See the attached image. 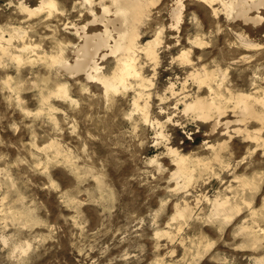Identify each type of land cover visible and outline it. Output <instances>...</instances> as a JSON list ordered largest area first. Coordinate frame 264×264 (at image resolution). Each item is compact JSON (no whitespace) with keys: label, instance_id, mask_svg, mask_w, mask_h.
<instances>
[{"label":"rangeland","instance_id":"rangeland-1","mask_svg":"<svg viewBox=\"0 0 264 264\" xmlns=\"http://www.w3.org/2000/svg\"><path fill=\"white\" fill-rule=\"evenodd\" d=\"M39 1L27 0V5L35 8ZM58 1L59 6L61 5V8L58 6V12L46 11L29 18L17 9L18 0H0V28L9 24L8 27L15 25L16 28H25L30 36L27 42L32 40L33 43L34 40V44L39 46V52L46 50L50 53L56 46V38L67 40L65 34L69 32L64 31L62 25L64 27L71 22L81 25L92 20L88 9L78 7L80 0ZM11 2L13 3L10 4ZM174 3L175 0H161L153 9L148 26L143 27L140 39L144 43L153 39L158 31H164L158 47V66L147 64L142 58L145 62L143 73L153 81L152 86L147 87V91L153 94L150 100L152 121L153 118L161 122L166 120V114L159 111L160 107H164L159 96L166 91L170 82L179 91L186 74H190L192 69L179 65L177 57L183 48H190L189 38L196 36L210 42L202 50L195 49L194 62L204 65L208 63L206 66L210 70L221 67L228 78L224 88H229L234 93L243 91L262 94L264 21L254 25L239 18H229L224 13L216 17L207 4L185 0L184 17L178 32L170 28V11ZM215 6L219 4L216 3ZM98 10L95 7V12L99 13ZM262 14L264 16V11ZM32 24H36L35 29ZM101 30L100 25L88 27L90 33ZM43 35L47 37L42 38ZM71 40L78 42L75 36ZM195 57L200 58L197 60ZM110 59L103 63L108 72L114 66ZM10 63L5 60L0 65V264H264V128L260 130L262 137L258 141L242 140L243 136L233 135L229 149L222 155V161L225 164L227 162V165L220 166L212 161L213 172L209 170L208 176L203 180L184 188L183 181L173 176L176 167L172 162L173 156L168 153V147L177 148L186 157L188 155L193 159L204 157L211 160L212 153L203 144L216 143L225 137L217 134L216 137L209 138L207 128L192 122V117L185 118L182 113L183 104H179L180 109L174 114L175 119L180 121L179 124H167L163 128L166 137L162 138L158 135L160 128L151 126L150 123L145 124L139 117L140 114L135 113L133 100L136 92L133 89L128 88L121 94L111 96L113 100L105 96L101 86L87 83L83 76H79L78 80L62 77V74L57 76L54 70L48 69L38 60L17 69V65L11 60ZM3 75L7 77L4 78ZM5 79L11 84L5 82ZM133 80L130 79L132 83L135 82ZM188 81L184 91L189 94L194 92L193 95H196L195 84L192 80ZM58 82L70 85V96L74 104L71 100L51 94L56 89L53 83ZM81 89H84L83 92ZM11 91L13 92L10 93ZM85 91L93 95L86 94ZM45 96L50 100L47 102L48 107L47 103L40 102ZM172 100L166 113L174 111ZM143 101L142 99L141 103ZM257 108L263 110L264 107ZM230 111L231 109L227 117L234 121L237 118ZM235 126L236 124L233 128ZM261 126L256 120H249L247 123L248 130L253 135ZM55 143L58 145L55 146ZM236 177H240V180ZM241 178L252 180L251 185L242 187ZM182 192H186L185 195ZM220 194L238 206V212L233 213L229 222L222 218H217V221L211 215L208 200H205H212L216 195L221 196ZM195 202L197 204L194 205ZM185 203L191 204L195 211L192 217L195 220H185L186 223L184 219H174L177 209ZM197 211L198 214H195ZM243 227L255 231V235L259 234L257 237L262 240L261 244L258 242L255 245L248 235L246 237ZM198 236L203 237V243Z\"/></svg>","mask_w":264,"mask_h":264},{"label":"bare ground","instance_id":"bare-ground-1","mask_svg":"<svg viewBox=\"0 0 264 264\" xmlns=\"http://www.w3.org/2000/svg\"><path fill=\"white\" fill-rule=\"evenodd\" d=\"M68 1L69 0H67V2ZM184 1L185 0H175L174 7L170 11V16H171L170 18L172 21V23L170 24V28L175 29L177 31L180 29V25H181V23L183 21V17H184V8H185ZM195 1L203 2L204 4H207V6L211 9L212 15H214L216 17H218L220 13H222V14L224 13V15H226L229 18H239L242 21H244L245 23H253L254 25L260 24L264 21V16L262 14L264 11V0H195ZM160 2H161V0H80L78 7L88 9L87 12H89V14L92 16V20L88 21V23L81 24V25H78V24L73 23V22L65 24L64 27L62 25V28H64V31L69 32V33L65 34V35H67V40L65 41L63 39H59V38L55 37L56 38V44H55L56 46H54V48H53L54 50H51L50 53H47L46 50L44 51L42 48L41 49L43 51L39 52V50L37 49V48H39V46L34 44L35 43L34 40H33V43L31 42L32 40L27 42V39H29L30 36L28 35V31L25 30V28H22V27L16 28L15 25H14V27H8V26H10V24L8 26H5V27L1 26L2 28H0V65H2L5 62V60H7L8 63H10V60H11L12 63L17 65V67L15 68V69H17L18 67L21 68V66L26 64V63L34 64L38 60V61L44 63V65L48 69L54 70L55 74L57 76L62 74V77L68 76L69 78H75L76 80H78L79 76H83L86 79L85 81H87V83H95V84L101 86L105 96L108 98L111 96H116L120 92L128 90V88L133 89L136 92V96H135V93L133 92L135 99L134 100L132 99L134 101L133 104H134V108H135L134 109L135 113L137 114V112H138L140 114L139 117L142 119V121L144 120L146 122L145 124L150 123L151 126L156 125L157 128H160V132L158 131L159 132L158 135L161 136L162 138L166 137V136H164L163 128L167 124H170V125L171 124H173V125L179 124L180 121L175 119V115H176V113H178L177 111L180 109L179 104H183V110L182 109L181 110H182V113L185 115V118L192 117V122L196 123L198 126L200 123L202 125V127L207 128L206 134L209 136V138L216 137L217 134L225 137L222 140L216 141V143L205 142L203 144V147H205L211 151V153H212V154H210L211 160H209L208 158L204 159V157L202 159L201 158L193 159L191 156L188 157V155L186 157V155H182L178 151L177 148L168 147V153H170L173 156V157L171 156L173 158L172 162H174L175 167H176L173 176L176 179H179L180 181L182 180L183 183L182 182L181 183L183 184V187L187 188V187L191 186L194 182L198 183L200 179L203 180V178L208 174L209 170L211 172H213V169H212L213 168V165H212L213 162L219 164L220 166L221 165H224V166L227 165V162H226L227 160L225 161L226 164L223 163L222 155L225 151H227L229 149V143L232 140L233 135H236L238 137L243 136V138L241 137L242 140L243 139L244 140H249V139L253 140L254 139L255 141H258L261 139L262 136H261L260 130H262L264 128V125H263L264 124V111H263L264 108H263V110H261L262 108L258 109L257 107L258 106L264 107V91L261 94L259 92V90H260L259 89L258 92L260 93V95H258V93L257 94L253 93V92L247 93V92H243V91L234 93V92H232L231 89L226 88V87L224 88L226 79H228V78H226V72H223L220 69L221 67H217V69L214 68L215 70H210L209 67H207L208 63L204 65V63L203 64L202 63H196L197 61H195V62L193 61V58H194L193 53H194L195 49H201L202 50L203 48H205V46H208L207 44L210 42V40H208L209 42L207 43L205 41V39H203L201 36H196L194 38H189V41L191 44L190 48H183V50L181 52H179L180 55L177 57V59L180 61L179 65H182V67L188 66L192 69V70L190 69L191 70L190 74H186L187 76H185L184 82L181 83L182 88L179 91H177L175 84L169 81L170 85L166 89V91L164 90V93L162 91V93H163L162 95H160V96L158 95L160 103L164 105V107H160L159 111H161V113L166 114V116H165L166 120L165 121L163 120L164 122H161V121L153 118L154 120L152 121V117H150V104H151L150 100H151V96L153 94L151 95V93L147 91V87L152 86L153 81H152V78H148L147 75H146L147 77H145V75L143 73V70L145 67L144 66L145 62L142 61V58H143V60L145 59L147 64L148 63L153 64V66L155 64V67H156V65L158 64L159 55H160L158 53V49H159L158 47L161 44V34H164L163 33L164 31L160 30L157 33L155 32L156 33L155 37L151 40H147V42L142 43L140 41V39L142 38L143 27L148 26L147 22L151 19L150 17H151L152 11L154 8H156L158 6V4ZM12 3L13 2H11L10 4H12ZM75 3H76V1H75ZM216 3H218L219 6H215ZM7 4H8V2H7ZM73 5H74V3H73ZM73 5H71V6H73ZM58 6H59L58 0H40L37 7L34 6L35 8H32V7L30 8L29 5H27V0H18L17 9L19 10L20 13L26 14L29 18H32V17L39 15V14L46 12V11H48L49 13H52L54 11L58 12L59 11L58 8L61 5L59 7ZM95 7L99 8V10H98L99 13L95 12ZM170 9H171V7H170ZM63 10L65 11V8H63ZM74 10H75V8H74ZM60 11H62V9ZM56 12H55V14H56ZM252 12H254V13L252 14ZM63 14L65 15V12ZM51 17H54V16H51ZM4 19H2V20H4ZM23 19H25V18H23ZM4 21H6V20H4ZM18 22H20V21H18ZM32 23H34V22H32ZM195 23H199V22H195ZM34 25L36 26V24H34ZM34 25H33V28H34ZM91 25H95V26L100 25L102 27V30L99 32L96 31V32L90 33L88 31V27ZM215 25H217V24H215ZM33 28L31 27V29H33ZM197 28H199V26ZM215 28H216V26H215ZM47 29H50V27ZM70 29H71V31H70ZM28 30L31 32L30 27ZM208 30H210V29H208ZM218 31H220V30H218ZM178 32H180V31H178ZM199 34L201 35L202 33L199 32ZM52 35H54V34H52ZM190 35H192V34H190ZM195 35H196V33H195ZM40 36H38V39ZM45 36L43 35L42 38ZM73 36H75L76 39L78 40L77 43H75L71 40V37H73ZM162 36H164V35H162ZM31 37H32V35H31ZM48 37H50V36L48 35ZM33 39H36V38H33ZM40 41L42 42V40H40ZM48 41H50V40H48ZM53 41H54V39H53ZM16 42H18L19 44H17ZM178 42H179V40H178ZM244 42H245V40H244ZM247 42L249 43V41H247ZM44 43H42V44H44ZM246 43H244V44L246 45ZM174 45H176V44H174ZM253 45H255V44H253ZM253 45H250V46L253 47ZM182 47H183V45H182ZM236 47H238V46H236ZM246 47H247V45H246ZM51 48H52V46H51ZM49 50H50V48H49ZM29 53L31 54L30 56H29ZM68 53H70V55H68ZM200 56L202 58L201 54H200ZM109 58H111L110 60H113V62H114L113 69L110 72L106 71V67H107L106 65L107 64L105 65L106 67L103 66V63L106 62ZM199 58L197 57L196 59L199 60ZM215 59H217V58H215ZM211 62H213V60ZM42 63H41V65L43 67L44 65ZM37 65H38V63H37ZM28 67H30V65ZM149 68H150V66H149ZM212 69H213V67H212ZM152 70H153V68H152ZM183 72H184V70H183ZM19 73H21V72H19ZM152 73H153V71H152ZM188 73H189V71H188ZM152 75L153 74H151L150 77H152ZM5 77H7V76H4V78ZM169 77H171V76H169ZM43 78L45 80H47V77L45 78L43 76ZM131 78H133L135 80V82H133L134 84L130 81ZM183 78H184V76H183ZM36 79H38V77ZM44 79H43V81H44ZM188 79L192 80L193 84H195L194 86L196 87V90H197V91H195L196 95H193L194 92H193V94H189V93H186V91H184L186 89V87L188 86V85H185V84H187V82H189ZM6 80L7 79H5V82L11 84L10 82H8ZM176 80H178V79H176ZM40 81H42V80H40ZM36 82H38V80ZM3 84H5V83L3 82ZM53 84H54V88L56 87V89L51 92V94L53 96H55L57 98H62V99L68 100V101L71 100L70 91H69L70 85L67 82H65V83L58 82L57 84L56 83H53ZM55 84H56V86H55ZM4 86L6 87V84ZM80 86H81V84H80ZM83 86L86 87V85H84V84H83ZM83 86H81V87H83ZM18 87H20V86H18ZM18 87H17V89H18ZM34 87H35V83H34ZM45 87H43V88H45ZM51 88L53 89V87H51ZM87 88H88V86H87ZM17 89H15V90H17ZM37 89H38V87H37ZM83 90L81 89V92H83ZM156 90H158V89H156ZM20 91H21V89L19 90V92ZM46 91L47 90H45V92ZM12 92L13 91H11L10 93H12ZM37 92H38V90H37ZM87 93L88 92H86V94ZM17 94H19V93H17ZM37 95H40V94H37ZM46 95H48V94L46 93ZM52 95H50L51 98H52ZM89 95H93V94H89ZM126 95H127V93H126ZM55 97H54V99H55ZM17 98L18 97H16V99ZM19 99H21V98H19ZM105 99L106 98H104L103 101H105ZM112 99L114 100V98H112ZM142 99L144 101L141 103ZM171 99H173L172 101H174V104H173V102L170 103L171 105L172 104L174 105V111L171 113H166L167 111H169V108H167V107H169V102ZM48 101H50L49 97L45 96L43 101H40V102L47 103ZM17 102H18V100H17ZM72 102L74 104V101H72ZM109 104H108V106H109ZM112 104L115 105L114 103H112ZM48 105L49 104L47 103V107H48ZM39 106H40V104H39ZM41 107H42V105H41ZM55 107H57V105ZM71 109H72V107H71ZM230 109H231L230 112L234 113L235 117L237 118L235 120L233 119L234 121H232V119L231 120L228 119V117H227ZM45 110H44V112H45ZM39 112H41V111H39ZM47 112H48V110H47ZM59 113H60V111H59ZM49 115L51 116V114H49ZM62 115H63V113H62ZM123 115H125V114H123ZM231 115H233V114H231ZM154 117H155V115H154ZM141 119H138V121H141ZM249 120H251V121L256 120V121L260 122L262 125L261 128L259 127L260 129L257 130L256 133L254 132L255 135L251 134L250 133L251 131L248 130L247 123ZM57 122H58V120H57ZM187 122H188V120H187ZM138 124H139V122H138ZM234 124H236V126L233 128ZM252 142H254V141H252ZM56 143L54 144L55 146L58 145ZM59 146H60V143H59ZM50 148H48V149L50 150ZM57 148H59V147H56V149ZM43 149H45V146L43 147ZM52 149L53 148H51V150ZM58 150H60V149H58ZM37 152H39V151H37ZM43 152H44V150H43ZM52 154H55V152ZM68 154H70V153H68ZM230 154L232 155V153H230ZM46 156H47V153H46ZM55 156L56 155H54V157ZM63 158H64V156H63ZM64 160H65V158H64ZM67 162H69V161H67ZM69 164L70 163H68V165ZM69 166L71 167V165H69ZM231 168H232V165H231ZM235 168H236V166H235ZM232 169H234V167ZM73 174H75V173H73ZM218 174H220V173H218ZM218 174H217V176H218ZM76 175H77V173H76ZM244 176L246 177V175H244ZM210 177H212V176H210ZM78 178H79V174H78ZM236 178L239 179L240 177H236ZM241 180H242V178H241ZM249 181H250V179H249ZM249 181H247L246 179H243L242 184H241V182H238V183H240L241 186L243 185V186L249 187L251 185L252 180L250 182ZM195 185H197V184H195ZM228 186H227V188H229ZM222 192H224V191H222ZM232 192H234V191L232 190ZM240 192H242V191H240ZM185 193H183V194L185 195ZM219 193H221V192H219ZM234 193L236 194V192H234ZM222 195L221 196L216 195V197L214 196L215 198L212 200L209 198L205 199V200H208L210 207H211V209H210L211 215L213 217H216V220H217V218L218 219L222 218L225 221L229 222L232 219V216H234V214H235L234 212L235 211L238 212V206L231 203V201L227 197H222ZM238 195H240V193ZM238 198L239 197H237V201H238ZM233 199H235V198H233ZM233 202H235V201H233ZM195 204H197V203L195 202L194 205ZM190 205L191 204L185 203L183 207L178 208L176 211V215L174 216V219L176 217H178L179 219H184V221L185 220L187 221L189 219L193 220L195 217L194 218H192V217H193V213L195 211ZM197 206L198 205H196V207ZM201 212H203V211H201ZM21 214H23V213H20V215ZM195 214H198V211ZM19 218H21V217H19ZM25 218H26V216H25ZM198 219L199 218H197V220ZM211 220H214V219L212 218ZM186 221H185V223H186ZM217 221L215 223H217ZM199 222H201V221H199ZM215 223H214V225H215ZM211 224H213V223H211ZM221 224H225V223H221ZM218 227H220V226H218ZM237 230H236V232H237ZM242 230H244V232L246 233V237L248 235L250 237V239H252L254 241L255 245L259 244L258 242L262 241V240H259V237H257L259 234L258 235H257V233H256V235L254 234L255 231H252V230H250L248 228H244V227ZM259 230H261V229H259ZM169 233L166 232V234H169ZM261 234H263V233H261ZM204 237H205V235H204ZM201 238L203 239V237H201ZM201 238H200V236H198V239L201 240ZM193 240H191V241L193 242ZM197 243H199V242H197ZM202 243H203V241H202ZM189 244H190V242H189ZM260 244H261V242H260ZM193 246H194V244H193ZM193 246H191V247H193ZM195 247H194V249H196ZM256 247L261 248L262 245H261V247L260 246H256ZM247 248H248V246H247ZM200 249H201V246H200ZM252 250H254V249H252ZM185 253H187V252L185 251ZM194 253H196V252H194ZM259 264H261V263H259Z\"/></svg>","mask_w":264,"mask_h":264}]
</instances>
